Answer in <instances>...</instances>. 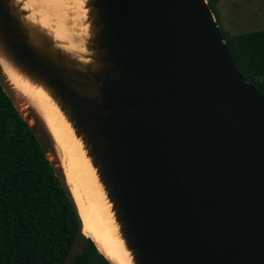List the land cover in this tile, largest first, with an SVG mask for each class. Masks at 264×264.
Wrapping results in <instances>:
<instances>
[{
	"label": "water",
	"instance_id": "1",
	"mask_svg": "<svg viewBox=\"0 0 264 264\" xmlns=\"http://www.w3.org/2000/svg\"><path fill=\"white\" fill-rule=\"evenodd\" d=\"M89 62L0 0V58L52 98L81 141L133 264H264V97L206 0H85ZM87 237L43 122L3 73ZM24 107V106H23Z\"/></svg>",
	"mask_w": 264,
	"mask_h": 264
},
{
	"label": "trees",
	"instance_id": "2",
	"mask_svg": "<svg viewBox=\"0 0 264 264\" xmlns=\"http://www.w3.org/2000/svg\"><path fill=\"white\" fill-rule=\"evenodd\" d=\"M221 34L239 73L264 97V29ZM77 231L49 161L0 88V264H63ZM72 264L112 263L87 239Z\"/></svg>",
	"mask_w": 264,
	"mask_h": 264
},
{
	"label": "bare ground",
	"instance_id": "3",
	"mask_svg": "<svg viewBox=\"0 0 264 264\" xmlns=\"http://www.w3.org/2000/svg\"><path fill=\"white\" fill-rule=\"evenodd\" d=\"M22 9L27 11L26 20L44 29L58 48L83 63L90 61L86 47L89 23L85 0H24ZM0 63L24 108L35 111L55 145L84 236L93 241L112 264H133L111 204L70 124L42 87L21 76L4 58H0Z\"/></svg>",
	"mask_w": 264,
	"mask_h": 264
},
{
	"label": "rangeland",
	"instance_id": "4",
	"mask_svg": "<svg viewBox=\"0 0 264 264\" xmlns=\"http://www.w3.org/2000/svg\"><path fill=\"white\" fill-rule=\"evenodd\" d=\"M212 8L219 29L227 35L264 29V0H226L223 9ZM20 112L26 116L23 106Z\"/></svg>",
	"mask_w": 264,
	"mask_h": 264
},
{
	"label": "crops",
	"instance_id": "5",
	"mask_svg": "<svg viewBox=\"0 0 264 264\" xmlns=\"http://www.w3.org/2000/svg\"><path fill=\"white\" fill-rule=\"evenodd\" d=\"M226 0H214L212 1V6L219 7L220 9H223V5ZM213 9V8H212Z\"/></svg>",
	"mask_w": 264,
	"mask_h": 264
},
{
	"label": "clouds",
	"instance_id": "6",
	"mask_svg": "<svg viewBox=\"0 0 264 264\" xmlns=\"http://www.w3.org/2000/svg\"><path fill=\"white\" fill-rule=\"evenodd\" d=\"M206 2H207V0H206ZM212 11V10H211ZM214 17H215V15H214Z\"/></svg>",
	"mask_w": 264,
	"mask_h": 264
}]
</instances>
